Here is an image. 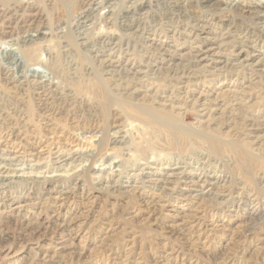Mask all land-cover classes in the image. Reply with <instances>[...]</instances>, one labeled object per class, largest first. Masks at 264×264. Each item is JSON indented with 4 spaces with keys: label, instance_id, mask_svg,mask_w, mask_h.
<instances>
[{
    "label": "rangeland",
    "instance_id": "obj_1",
    "mask_svg": "<svg viewBox=\"0 0 264 264\" xmlns=\"http://www.w3.org/2000/svg\"><path fill=\"white\" fill-rule=\"evenodd\" d=\"M23 1L20 0V2ZM31 1L35 5H38L46 24L53 30L51 34L53 41L52 48L59 50L62 46H65L64 44H69L65 55L61 52L64 49L58 51L60 63H62V71H60L62 74L59 72V75L64 87L74 95V101L70 104L71 107L68 110L62 112V103H58V105L57 103H52L49 97L46 98L48 99L45 102L48 118L46 117L44 121H41L37 118L36 114L37 104L35 95L34 97L32 94L28 95L27 91H24V88L12 90V93L16 94V97L20 100L18 102L16 100L15 104L11 105L12 107H7L9 110L7 108L1 109L3 112L8 113L10 117L6 116L5 119H0V159L5 158L9 160L14 158L10 170H16L15 173L11 174H15L17 177L19 175L24 177L29 176L27 178L33 176L31 179L37 180V178H47L49 176L47 178L49 179L54 175L64 176L67 174V179L61 178L62 182L59 184L54 182L47 184L28 181L23 184L12 185L11 187H0V264H264V196L262 195L264 194V187H262L263 184L259 181L260 175L264 174V160H261L263 164L256 161L255 164L251 165V163L241 160L239 155L233 156L230 153H225L226 147L224 146L221 149L220 155L215 159L216 164L212 163L215 165V169L210 168L207 173L202 174L204 171L196 169L194 167L195 164H193L187 167L183 178L195 179L196 177L207 175V178L215 180L220 174L224 173L223 175H227L226 178L231 186L228 188L229 190H226L227 194H229L228 196L225 195V198H215L214 195H210V197H202V200H196L190 199L195 195L193 192H162L153 184L145 183L142 185L141 182L145 180L150 181L149 179L153 178L162 179L168 173V170L164 169V166H167V168L171 167L177 158L195 157L205 160L204 155L200 156L198 154V151L200 153L201 150L197 148L201 144L198 143L197 146L191 145L192 147L172 145L174 142L170 134L167 135L163 129L160 130L153 123H148V120L144 117L132 112L129 104L122 102L120 103L122 105H120L115 99H111V105L104 108L99 103V95L107 91L105 89L110 88L108 86L113 84L108 79L109 76H104L101 73V68L99 69L97 60L102 59L104 53L102 42L109 34L119 36L120 33H124L126 28H119V24L122 22L119 15L126 10V7L132 5L131 1L127 3L128 0H125V2L122 0L114 5L112 12L116 18V27L114 26L116 29L110 28L107 23L103 22V18L108 17L106 11L100 10L97 4L93 5L89 0ZM145 1L148 3L152 0ZM216 1H219L217 4L219 7H215V12L217 13L213 19H209L211 18L210 15L194 9L196 0H186L185 7L186 10L190 9L191 15L201 16L202 21L199 20L201 25L203 23V25H213L212 35H215L217 38H220L226 32L227 27L232 28L231 31L233 30L235 35L241 37L243 33H240V31L244 32L247 30L250 33L248 34L250 38L248 39L249 43L241 45H246L245 47L250 49L255 48L264 51L262 38L259 41L254 40V35L258 32L255 30L261 28L259 16L256 17L255 15L257 13L264 15V0ZM8 2L2 0V3ZM13 2L18 1L12 0L8 5H11ZM2 3L0 1V5ZM225 4L235 5V8L223 10ZM114 8L117 10H114ZM153 10L156 11V7H153L151 11L147 8L138 10L139 14H145L143 15L144 18H141L142 20L146 19L145 21L143 20L144 23H148L146 30L152 26L149 23V19L154 14ZM126 17V20L130 21L131 15L127 14ZM190 19L192 20V18ZM65 24H67L66 29H64ZM105 24L107 25L104 26ZM138 25L139 23L134 24L130 31L126 30L128 31L126 33H133ZM139 26L141 29L134 33V36L137 38L133 36V39L138 40L142 33V23ZM87 28L91 30H87ZM67 31H70L72 35H76L73 36L74 41L63 38L64 32ZM172 31L166 33V39H170L174 33ZM41 32L48 33L46 29H43ZM86 32L89 33L88 36H91L90 39L92 41H97L101 38V43L93 44L92 41H89V43L83 46L77 45L76 43H81L80 41L84 39L87 34ZM163 35L161 33V36ZM57 38L60 41L59 39L56 40ZM115 43V39L111 40L110 45L106 49H114ZM229 49L230 51L232 50L231 46L226 48L225 53L227 51L230 52ZM35 50L39 52L41 50L40 46L37 45ZM108 52L106 51V53ZM180 52H183V50H179L177 53ZM84 57L86 59L87 57L90 58L88 65L87 61L89 59L86 60ZM41 59L45 60L46 58L42 56ZM71 61L72 64L68 63ZM72 65H75L76 67L73 66V68L76 69L71 70L74 71L71 74L68 67H72ZM173 65H179V61L177 59L174 60ZM165 66L167 64L163 67ZM174 66L173 68H175ZM66 69L68 70L66 71ZM93 69L94 71L96 70V73L92 71ZM93 74L94 77L92 76ZM150 75H152L153 79ZM129 76L133 81L130 80ZM153 76V74H149V77L146 78L135 75L133 77L132 75L127 74L126 76V73H122L120 78L123 77L126 80L113 93L122 94L123 97L124 93L130 92L129 89L135 86L136 82H134V79L138 78L147 84L164 83L165 80H162V74ZM159 76H162V79ZM98 77L100 79H97ZM101 79H103L102 82L100 81ZM201 83L204 85L205 90L214 87L217 89L216 87H218V89L222 88L224 91L226 88L225 93L230 91L236 93L239 90V92H242V90L245 92L247 88L248 90H246L245 94L247 93L248 95H245L243 99L250 100L247 104L250 106V111L247 114L249 117L248 123H252L255 120L264 121V81L254 77L250 72L242 70L239 74L233 75L231 71H227V68H224L220 72H215L208 77L204 76ZM253 88L255 89L253 90ZM0 90H2L1 87ZM2 92L7 97L12 95L10 91L6 92L2 90ZM113 93L110 95L113 96ZM180 114L181 116L176 118L182 122L183 126L185 125L189 128L196 124L197 119L194 110L186 109ZM142 120L144 121L142 122ZM140 122H142L141 125ZM237 122L239 123H237L238 125H236L234 131L231 130L229 133H223L228 135V137H240L241 130L248 123L244 122L243 125L242 121L237 120ZM112 124L114 127L117 124L122 127V132L120 131L116 134L117 136L115 133L118 132V129H114ZM146 125L151 126L152 129L150 128L149 130L148 127L147 130ZM131 127L133 130L130 131ZM153 127L154 132L152 134ZM124 131L128 132L125 134ZM137 131L139 134H137ZM256 134H258V137L260 136V143L264 147V139H262L264 137V130H260ZM93 135H96L98 138L93 137ZM103 135L105 139H110L109 143L111 140L113 141L114 137H118L120 143L109 146V149L104 152L113 158V160L108 159L104 163H101L100 158L95 155L98 150H96V142L101 138L103 139ZM152 135H155V138H152ZM134 140H136L135 143ZM157 141L160 145L156 143ZM195 144H197V141ZM241 144L247 145L245 143ZM244 148L250 149L249 145L244 146ZM77 149H80L78 156L72 154ZM150 149L153 151L151 152ZM238 149L241 153L246 152L244 149ZM155 151L156 153H154ZM91 155H94L93 157L96 160L92 165L90 164L92 167L90 169L99 171L104 169L98 176L92 175L90 171H80L82 168H85L83 164H87V161L90 159L88 156ZM58 157L62 158V160L66 159L65 165L53 168L51 165L56 162ZM80 157L81 159H79ZM140 157L144 160L142 161ZM70 158L78 160L72 163V167L68 166ZM79 160L86 163L83 162L81 166ZM103 164H105L104 167ZM46 168L50 169L46 170ZM73 168H76V171ZM72 171L75 172V175H73ZM138 171L139 173H146L145 177H139L142 181L136 178V176H131V174H139L137 173ZM3 175H6V173ZM253 179L255 182H253ZM114 184H116L114 188H108V185L113 186ZM51 189L54 191V197L48 199L49 194L47 192L51 191ZM72 189H75L74 195H71L68 200L62 201L59 194L63 190ZM151 194L154 196H151ZM247 194L249 195L247 196ZM226 198L228 199L226 200ZM21 202H27L26 208L19 211L15 210L14 206ZM187 209L190 210L188 211ZM59 227H63L62 231H60Z\"/></svg>",
    "mask_w": 264,
    "mask_h": 264
},
{
    "label": "bare ground",
    "instance_id": "obj_2",
    "mask_svg": "<svg viewBox=\"0 0 264 264\" xmlns=\"http://www.w3.org/2000/svg\"><path fill=\"white\" fill-rule=\"evenodd\" d=\"M0 1L2 3V0H0ZM3 1L11 2L12 0H3ZM17 1L18 2H13L11 5H8L9 2L8 3H2L0 5V87L2 88L3 91H6V92L10 91V93L12 94L11 96L7 97V95L3 94L4 92H2V90H0V119H5L6 116L10 117V115L8 113H5L1 110L2 108H7V107L9 108L11 105L15 104L16 100H17V102L20 100V99L18 100V98L16 97V94L12 93V90H16V89L20 90V89L24 88L25 89L24 91H27L26 93L28 95L32 94L33 97L35 95V100H36V104H37V109H36L37 118L40 119L41 121H44L46 119V117L48 116V115H46V107H45V105H46L45 102L48 101V99H46V98L49 97L52 103H57V104L62 103V112L65 110H68L69 107H71L70 104L74 101V95L71 93V91H68L64 87L63 81L60 79V75H59V72L62 71V63H60L61 60L59 59V52L58 51L59 50L61 51L62 49H64L61 52L64 53V55H65L67 52L66 48H68L69 44L68 45L64 44L65 46H62L59 50L57 48L56 49L52 48L53 47L52 46L53 41L51 39V34H52L53 30L50 28V26H48L46 24L44 16L41 14V11L39 10L38 5H35V3L31 0H26V1L24 0L23 2H20V0H17ZM89 1H91V3L93 5L97 4V6L100 8V10L106 11L108 17H104L103 22L107 23L110 28H114L116 18L113 16L112 9H113L114 5H116L117 2H121L122 0H89ZM123 1L125 2V0H123ZM130 1H131L132 5L126 7V10L123 11L121 15H119L120 20L122 21L119 24V26H120L119 28H121V27L126 28L124 30V33H120L119 36H117V35L113 36L112 34H109L108 37L105 38L106 40L104 39V41L102 42V44L104 45V47L102 49L104 51V53H103V58L100 60H97L98 64H99V69L101 68V73L104 76H109L108 79L113 84L111 83L112 85L108 86L110 88H107V89L104 88L107 91H105L104 93H102L100 95L98 94L99 95V97H98L99 103L102 104V107L104 106V108L108 107V105L109 106L111 105L110 104L111 99L112 100L115 99V101H117L118 104H120L122 102L127 103L130 105V109L132 112H135V114H137V115L139 114V116L144 117L146 120H148V123H151V124L153 123L160 130L163 129L167 135L170 134L172 136L171 139H173V142H174V143H172V141L170 140L172 145L174 144L175 146L176 145H182V146L188 147L191 145L197 146L198 143H200L201 145L198 146L197 149L201 150V151H200V153L198 151V154H200V156L201 155L205 156V160L197 159L195 157L194 158L193 157L177 158L171 167L167 168V166H164V169H167L168 173L165 176H163L162 179H154L153 178V179H149L150 181L145 180V181L141 182L142 180L139 179V177H141V176L145 177L146 173H144V172L139 173V171L137 172L139 174L135 173L137 175L131 174V176H136V178L141 180L140 182L142 185L145 183L153 184L154 186L159 188L162 192L163 191H170V192H174V193L175 192H178V193H180V192L181 193L193 192V194L195 193V195L193 197H191V196H190L191 198L189 197L190 199H196V200L201 199L202 200V197H204V196L210 197V195H214L215 198L216 197L225 198L226 197L225 195H227V196L229 195V194H227L226 190H229L228 188L231 187L229 184L230 182L226 178L227 175L224 176L223 175L224 173L222 172L223 174H220L219 177H217V179H215V180L207 178L206 177L207 175H202V177H196L195 179H185V178H183V176L185 174L187 167L195 164L194 167L196 169H201L204 171V173H202V174H205V172L207 173L210 168L215 169V167H214L215 165H213L212 163L216 164L215 159L220 155L221 149L224 146L226 147L225 153L226 152L230 153L233 156L239 155L241 160L249 162V163H251V165L255 164L256 161L261 162V160H264V149H263L264 147H262V144L260 143L261 142L260 136L258 137L257 136L258 134H256V133L259 132L260 130H264V121H258V120L256 121L255 120L254 122L252 121V123H248L249 117L247 116V114L250 111L249 110L250 106L247 104L250 102V100L248 98H246L248 100L243 99V97L245 95H248L247 93L245 94L246 90H248L246 88V86H245V88H246L245 92H243V90H242V92H239L240 91L239 90L236 93L235 92L233 93V91L225 93L226 88L224 89V91L222 90V88L218 89V87H216L217 89H215V87H214V88L205 90L204 85H202L201 82L203 81L204 76L208 77L215 72H220L224 68H227V71H231L233 75L239 74L240 71L245 70L247 72H250L252 75H254V77L259 78L261 81L262 80L264 81V51H261L259 49L257 50L255 48L250 49L248 47H245L246 45L242 46L244 44L249 43L248 39H250V38H249L248 34H250V33L247 32V30L244 32L240 31V33H243L242 37L235 35L234 31L233 30L231 31L232 28H230V27H227L226 32L224 31L225 33L222 34V36L220 38H217L215 35H212V26L213 25L212 26H210L209 24L203 25L204 23L201 25L200 24L201 23L200 21H202L201 16L197 17V15L196 16L191 15L190 9L186 10V7H185L186 6V3H185L186 0H152L151 2H148V3L145 0H128L127 3H130ZM196 1L197 2L195 3L196 6L194 7V9H196V11H200L202 13L210 15L211 18H209L210 16L208 18L213 19L215 14L217 13V12H215V7H219V6H217L219 1H216V0H196ZM221 2H222V0H221ZM153 7H156V11L153 10L154 14H152V16H150L151 19H149V23H151L152 26H150V28L148 30H146V25L148 23L147 22L144 23L143 22L144 19L142 20V18H141L145 14L144 13L139 14L138 10L147 8L149 11H151ZM115 8H114V10H117ZM230 8H235V5L233 6L232 4H225V8H223V10H225V9L231 10ZM114 13H115V11H114ZM127 14L131 15L130 21H128V19L126 20ZM222 16H223V14H222ZM255 16L256 17L259 16L258 18H259V21H261V22L260 23L258 22V23L261 25V28L259 30L258 29L255 30L258 32L255 35L253 34L255 37L254 40L256 39V41H259L260 38H262V41L264 42V15H262V14L259 15L257 13ZM190 18H192V20ZM184 21H187V22H184ZM136 23H139V25L142 23V25H143L141 35L138 34V35H140L138 40L133 39V36L135 35L134 33L138 32L141 29V27L139 25L137 26V29L135 31L133 30L134 31L133 33H126L128 31H130L132 26H134V24H136ZM228 23H230V22L228 21ZM107 24H105L104 26H106ZM66 25L67 24L64 25V29H66ZM233 28H235V27H233ZM43 29H46V31L48 33L41 32ZM114 29H116V28H114ZM172 29H173L174 33H173ZM87 30H91V29L87 28ZM126 30H128V31H126ZM78 31H80V30H78ZM170 31H172L173 35L168 40V39H166V33L170 32ZM57 33H58V31H57ZM161 33L164 34L163 35L164 37L161 36ZM64 34L65 35L63 36V38L68 39V40H73V38H74L73 36H76V35H72V33L70 31L64 32ZM88 34L89 33H87L85 35L84 39L80 41L81 43L78 42L79 44L78 43H76V44L83 46L86 43H89V41H92L90 39L91 36L89 37ZM40 35H41V37H39ZM210 35H211V37H210ZM81 36H79V37H81ZM135 38H137V37H135ZM58 39L59 38H57L56 40H58ZM100 39L97 41H92L93 44L94 43H101ZM113 39L116 40V43L114 44V49H112V50L110 48L106 49L107 46L110 45V41ZM59 41H60V39H59ZM105 42H106V44H105ZM37 45H39L40 49H41V50H39V52H36V50H35ZM235 45H238V46H235ZM123 46H124V48H123ZM230 46H231L232 50L230 51V49H229L230 52L227 51V53H225L226 48H228ZM251 47H254V46H251ZM179 50H183V52L177 53ZM106 51H109V52L106 53ZM42 56H44L46 59L42 60L41 59ZM81 57H83V56H81ZM85 57H86V55H85ZM87 59H89L87 61V65H88L90 58L87 57ZM176 59L179 61V65L174 66L176 63L173 65V61ZM81 60H82V58H81ZM91 61H92V59H91ZM68 63L72 64V61L68 62ZM166 64H167V66L163 67ZM75 65H72V67H68V68H70V71L76 69V68H73V66L76 67ZM89 66H90V64H89ZM173 66L175 68H173ZM229 66H231V67H229ZM93 68H96V67H93ZM67 70L68 69H66V71ZM92 71L96 73V70L94 71V69H93ZM73 72L74 71H71V74ZM122 73H126V76L128 74V75H132L133 77L135 75V76H143L144 78L149 77V74H153L154 75L153 77H155V75L158 76L159 74L160 75L162 74L163 79L161 78L162 76L161 77L159 76V77L165 81L162 84H157L158 82L155 84L154 83H148L147 84V83L141 81L142 79H139L137 77L138 79H134L135 80L134 82H136L135 86L133 88L131 87V89H129L130 92L124 93L123 94L124 96L122 97V94L120 95V94H114L113 93L116 91L118 86H120V84L126 80L123 77L120 78V75ZM92 76L94 77V74ZM150 76L152 78V75H150ZM115 77H117V78H115ZM72 78H73V76H72ZM97 79H100V78L98 77ZM103 79H101L100 81L102 82ZM130 80L133 81L132 78ZM148 82H150V81H148ZM78 83H79V81H78ZM159 83H161V82H159ZM250 84H252V83H250ZM8 87H10V88L7 89ZM80 88H81V86H80ZM128 88H129V86H128ZM255 88H253V90ZM110 90H111V93H113V96L110 95L111 94ZM231 90H233V89H231ZM227 91H229V90H227ZM247 92H249V91H247ZM249 97H251V96H249ZM5 102H6V104H5ZM57 104H55V105H57ZM120 105H122V104H120ZM47 106L49 107V105H47ZM90 109H91V107H90ZM90 109H88V110H90ZM118 109L120 110V108H118ZM186 109L194 110L196 112V119H197L196 124H195L196 126L194 125L195 126L194 127L192 125L194 128L191 126H190L191 128L190 127L187 128V126H185V125L183 126L181 124L182 122H180L178 120V118H176L178 116H181L180 113H182ZM122 113H124V112H122ZM108 117H109V115H108ZM116 118H118V117H116ZM237 120L240 122L242 121L243 125H244V122L245 123L247 122L248 124H246L244 126V129L241 130L242 132H241L240 137L230 136L231 137L230 138V137H228V135H226L224 133H226V132L229 133V131H231V130L234 131L236 125H238L237 123H239V122H237ZM137 121H138V119H137ZM143 121L144 120H142V122ZM142 122H140V125ZM125 123H126V120H125ZM112 126H113V124H112ZM129 127H130V125H129ZM148 127L149 126H147V130H148ZM240 127H241V125H240ZM113 128L118 129V132L115 133V135H116L121 131L122 127L117 124V125H115V127L113 126ZM150 128H151V126L149 127V130H150ZM165 129H167L170 133ZM131 130H133L132 127L130 128V131ZM127 132H125V134ZM153 132H154V127L152 130V134H153ZM161 132H163V131H161ZM236 132H237V130H236ZM130 133H132V132H130ZM156 133H157V131H156ZM156 133H154V134H156ZM134 134H135V132H134ZM137 134H139L138 131H137ZM232 135H233V133H232ZM143 136H145V135H143ZM152 136H153L152 138H155V135H152ZM93 137H97V136L93 135ZM166 137H168V136H166ZM130 138H131V136H130ZM81 139H83V138H81ZM262 139H264V137ZM109 140L105 139V137L103 135V139L101 138L99 141L96 142L97 143L96 150L97 149L98 150H97V154L95 156H98V158H100L101 163H104L108 159L113 160V158L106 155L107 153L105 154L104 152L109 149V146L120 143L118 137H114L113 141L111 140L110 143H109ZM135 141L136 140H134V143H135ZM140 141H141V139H140ZM196 141H197V144H195ZM168 142H165V143H168ZM149 143H151V142H149ZM156 143H159V142L157 141ZM241 143H245V144L249 145L250 149L244 148V146H247V145H243ZM159 145H160V143H159ZM165 145H167V144H165ZM150 146H152V145H150ZM203 147H205V148H203ZM238 148H240V150L244 149L246 152L241 153L238 151L239 150ZM80 149L73 151L72 154L78 156V154L80 153ZM153 149H154V147H153ZM152 151L153 150H151V152ZM169 152H171V151H169ZM154 153H156V151ZM88 155H90V154L88 153ZM77 156H73V157H77ZM93 156L92 155L88 156V158H90V159L88 160V158H87V160H88L87 164H83V162H84V161L82 162L83 158H82V160H79L80 165L82 166V164H83L84 165L83 167H85L84 169L82 168V170H80V171L81 172L82 171L83 172H87V171L89 172L90 171V172H92V175L98 176V175H100L99 173L102 172L104 169L101 171L90 169V167H91L90 164L92 165L96 160L95 157H93ZM139 156H141V155H139ZM143 156H145V155H143ZM244 156H246L248 158H246ZM68 158H69V156H68ZM175 158H176V156H175ZM79 159H81V157ZM13 160H14V158H11L9 160H6L5 158L0 159V187H11L12 185L23 184L24 182H28V181H35V182L47 183V184L50 182H54L56 184H59L62 182L61 178L67 179V174H65L64 176H61V175L55 176L54 175L55 177L52 175L53 177L52 178L50 177L49 179H47L49 176L47 178H39V179L36 177L37 180L31 179L33 176L31 178H27L29 176L24 177V176H20V175H19V177H17L15 174L12 175L13 173L16 172V170H10V167H11ZM141 160H142V158H141ZM65 161H66V159L62 160V158L58 157L56 162H54V163L52 162L53 164L51 166L53 168L63 167L65 165ZM76 161H78V160L75 158H70V163L68 164V166L72 167L71 166L72 163H74ZM119 161H121V160H119ZM84 163H86V162H84ZM17 164H18V162H17ZM104 165L105 164H103V167H104ZM106 165H107V162H106ZM167 165H168V163H167ZM73 167H74V165H73ZM223 167H225V166H223ZM48 169H50V168H46V170H48ZM75 169L76 168H73L74 171H76ZM71 170H72V168H71ZM37 172H39V171H37ZM4 173H6V175H3ZM64 173H65V171H64ZM68 173H70V172H68ZM247 173H249V172H247ZM9 174H11V175H9ZM23 174H25V173H23ZM73 175H75V172H73ZM35 176H37V175H35ZM39 177H41V176H39ZM250 177H252V176H250ZM229 178H230V176H229ZM259 181L263 184L262 187H264V174L260 175ZM253 182H255V180ZM111 185H108V188L112 189L116 186V184H114L113 186H111ZM126 186H127V184H126ZM259 187H260V185H259ZM108 188H105V189H108ZM74 190L75 189L67 190V191L63 190L62 193L59 194V197L61 198L62 201L68 200L71 195H74V193H75ZM101 190H102V188H101ZM256 190H257V188H256ZM47 193L49 194L48 199H51L54 197V191L52 189H51V191H48ZM152 195L153 194H151V196ZM248 195L249 194H247V196ZM262 195L264 196V194H262ZM228 198H226V200ZM206 199H207V197H206ZM206 199H205V201H206ZM222 202H224V201H222ZM44 205H46V204H44ZM152 205H154V204H152ZM210 205H211V203H210ZM26 206H27V202H21V203H18L16 206H14V209L19 211V210L26 208ZM85 217H86V215H85ZM181 221H183V220H181ZM68 224H70V223H68ZM173 227H175V226H173ZM54 229H56V228L54 227ZM59 229H60V231H62L63 227H59ZM57 247H59V246H57ZM43 254H45V253H43Z\"/></svg>",
    "mask_w": 264,
    "mask_h": 264
}]
</instances>
